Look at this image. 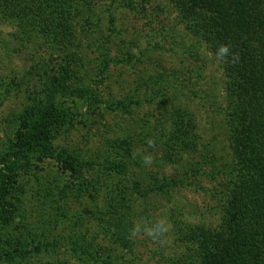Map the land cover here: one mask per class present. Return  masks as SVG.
<instances>
[{"label": "rangeland", "instance_id": "1", "mask_svg": "<svg viewBox=\"0 0 264 264\" xmlns=\"http://www.w3.org/2000/svg\"><path fill=\"white\" fill-rule=\"evenodd\" d=\"M47 5L0 13V159L31 110L57 123L20 160L0 264H205L259 177L264 0Z\"/></svg>", "mask_w": 264, "mask_h": 264}, {"label": "trees", "instance_id": "2", "mask_svg": "<svg viewBox=\"0 0 264 264\" xmlns=\"http://www.w3.org/2000/svg\"><path fill=\"white\" fill-rule=\"evenodd\" d=\"M50 0H0V13L4 14L12 4L23 10V13L45 14ZM258 10H263L261 4ZM20 11V9H19ZM46 108H49L48 106ZM54 111V110H53ZM55 112L51 110L36 114L29 112L28 118L21 123L16 133L11 149L0 159V227L8 224L16 212V205L9 199L14 184V176L19 168L23 155L37 150L43 142L50 138L55 123ZM259 149V148H258ZM263 151V152H262ZM256 151V155L247 166L253 175H258L257 181L251 186L245 184L235 196L243 198L236 213V220L231 226L224 227L228 232L218 233L223 237V246L215 249L212 246L209 259L205 264H264V149ZM262 152V153H261ZM262 158V159H260ZM239 213V216L236 215ZM236 217V218H235ZM221 233V234H220ZM229 233V234H228ZM220 240V239H216ZM215 243V242H214ZM239 260L234 263V258Z\"/></svg>", "mask_w": 264, "mask_h": 264}, {"label": "clouds", "instance_id": "3", "mask_svg": "<svg viewBox=\"0 0 264 264\" xmlns=\"http://www.w3.org/2000/svg\"><path fill=\"white\" fill-rule=\"evenodd\" d=\"M224 52H226V49H221V53H224Z\"/></svg>", "mask_w": 264, "mask_h": 264}]
</instances>
